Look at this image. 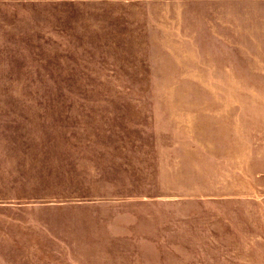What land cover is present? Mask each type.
<instances>
[{
  "label": "rangeland",
  "instance_id": "374dc122",
  "mask_svg": "<svg viewBox=\"0 0 264 264\" xmlns=\"http://www.w3.org/2000/svg\"><path fill=\"white\" fill-rule=\"evenodd\" d=\"M144 24L0 0V264H264V62Z\"/></svg>",
  "mask_w": 264,
  "mask_h": 264
},
{
  "label": "crops",
  "instance_id": "0c3cea01",
  "mask_svg": "<svg viewBox=\"0 0 264 264\" xmlns=\"http://www.w3.org/2000/svg\"><path fill=\"white\" fill-rule=\"evenodd\" d=\"M80 1L112 4L115 15L144 22L147 44L163 60L264 62V0Z\"/></svg>",
  "mask_w": 264,
  "mask_h": 264
}]
</instances>
